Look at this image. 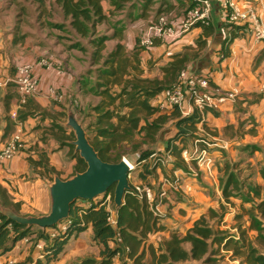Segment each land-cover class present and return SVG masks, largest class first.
Instances as JSON below:
<instances>
[{"label":"crops","instance_id":"obj_1","mask_svg":"<svg viewBox=\"0 0 264 264\" xmlns=\"http://www.w3.org/2000/svg\"><path fill=\"white\" fill-rule=\"evenodd\" d=\"M210 1L213 22L208 37H203V29L196 28L181 41L172 44L166 40H156L152 49L144 50L137 46V41L148 34L151 22L159 15L175 20L184 13L190 3L189 0H153L145 12L146 15L140 17L143 1L132 0V3L127 5L129 9L126 13H115L119 24L123 19L129 23L123 28L121 41L107 42L103 51V55H106L120 43L127 55L137 53L143 78L161 79V71L158 75L154 74L158 68L168 65L172 56L184 53L187 48L193 50L189 52L197 51L196 42L202 39L205 41L204 48L188 63L185 70L198 76L209 77L212 85L222 92L235 91L239 94L233 102L225 103L216 112V116L211 112L198 113L203 123L197 124L195 138L187 141L186 150L190 149V144L193 146L197 138L204 136L212 145L210 155L213 168L210 174L200 169H193V172L189 168L188 172L173 169V160L169 156H166L169 163L167 169L161 170L156 164V154L165 155V141L175 134V120H169L164 125L155 144L141 146L134 153L130 151V147L126 148L127 152L123 158L145 175H156L157 181L152 180V184L159 186L164 178L162 175L177 178L181 184L180 191L171 194L167 200L168 217L159 224L163 228L162 231L150 236L146 243L147 247L152 246L154 249L168 240L170 234L184 236L201 218H205L215 230L228 231L229 235L237 237L236 230L229 226L235 223L233 216L240 213V201L231 199L233 207H230L225 205L222 199L219 180L224 176L223 165H239V168L247 173L246 178L240 180L245 185L259 186L261 194H264V181L260 174L264 168V45L252 46L249 26L233 30L226 26L219 0ZM239 1L243 8H255L264 22V0ZM50 2L53 4L52 0ZM14 8L10 0H0V150L16 133L21 135L24 149L0 166V186L7 190L13 203L20 205L19 216L43 217L50 212L49 186L54 176L68 180L77 174V160L69 155L68 148L60 146V142H64V136L72 133L65 127L67 111L71 109L78 121V115L84 108L91 109L99 103V99L86 95L81 88L80 82L84 80L87 70L84 58L75 54L72 47L63 48L57 34L46 27V24L40 26L39 21H34L16 34L12 26L16 16ZM106 10L111 8L108 6ZM231 34H234L235 38L225 45L228 56L223 59V42L229 39ZM41 63L45 64L42 66ZM25 64L33 66L37 88L35 93L21 104V97L12 79L15 78L16 68ZM50 91L62 95L63 99L60 102L55 101L49 95ZM161 99L162 93L152 99L150 105L157 108ZM177 111L182 118L194 113L187 101H184ZM19 112L27 114L22 122L17 121ZM170 112H157V115H169ZM64 114L66 122L62 123L60 120ZM8 122L13 123V127L11 132L5 135ZM60 127L63 129L61 134L58 133ZM202 128L204 131L207 129L205 135L202 134ZM145 151L152 154L146 160H140V152ZM29 157L33 161L45 158L47 167L53 170L54 174H46L42 168H35ZM148 178L149 176L145 178L147 183ZM221 204L230 212L221 221L218 218H210L209 210L219 212ZM244 207L247 208V205ZM244 221V227H247L248 222L246 219ZM44 231L48 235L51 229ZM30 235L18 241L11 251L0 255V264H7L8 261L16 264H46L43 251L48 242L38 238L33 240L32 237L35 238L37 234ZM252 235L255 236L256 233H248L251 239ZM38 245L41 249L37 248ZM253 246L257 248L254 243ZM185 248L188 249V246ZM100 249L101 247L93 241L92 227L88 226L84 232L71 236L63 252L48 264H85L87 261L98 263L101 260ZM221 253L217 258L224 255L225 259L218 262L219 264H243L239 260H232L229 252L221 250ZM259 254L264 257V254ZM112 264H121V261L116 257Z\"/></svg>","mask_w":264,"mask_h":264},{"label":"trees","instance_id":"obj_2","mask_svg":"<svg viewBox=\"0 0 264 264\" xmlns=\"http://www.w3.org/2000/svg\"><path fill=\"white\" fill-rule=\"evenodd\" d=\"M31 1L37 4V9H41L45 7L46 1L50 0ZM52 1L51 8L55 5L60 9L62 17L68 21L69 28L74 34L81 39H87L94 47L90 56V66L95 68L91 73L95 78L82 80L80 85L86 95L99 99V103L91 108L94 121L84 129L99 159L109 164L120 162L127 152V147H130V151L134 153L141 146L155 144L164 125L169 120H175L176 131L165 141L164 153L173 160V169L188 172L189 167L196 170L194 162L189 166L184 163L181 152L187 148V141L195 138L196 126L200 122L199 114L194 112L191 116L182 118L177 109H174L169 115H157V109L150 105V101L172 86L179 72L185 70L188 63L204 48L205 41L198 40L197 51L190 55L186 52L193 50L187 48L184 53L172 56L171 62L161 68V79L143 78L136 52L127 55L123 45L117 43L111 52L103 55L107 42L121 41L122 27L115 28L111 36L102 35L95 38L97 26L108 21L109 16H113L115 12L122 11L132 3V0ZM142 1L140 17L146 15L145 12L153 2V0ZM108 6L111 10L107 11ZM47 26L51 27V24ZM54 28L61 27L54 25ZM235 28L240 27H232V30ZM211 29V27L203 29L204 38L208 37ZM234 38L235 35L231 34L230 38L223 42L221 58L228 56L225 45ZM75 47H77L75 44L72 45V49ZM212 113L217 115L216 112ZM26 116L27 114L19 112L17 121H24ZM12 127L13 123L8 122L5 135L11 132ZM62 132L63 129L58 128V133ZM72 141L74 135L70 133L64 136V142H60V146L68 148L69 155L77 160L76 173H82L86 165L74 153L75 148L70 144ZM151 154L149 151L140 152L139 159L146 160ZM28 159L35 168H42L46 174H54V171L47 167L45 158L41 157L39 161H33L30 157ZM237 168V165H223L224 176L219 180L225 205L233 207L231 199L240 201V213L233 218L236 223L233 229L236 230L237 237L229 235L228 231L215 230L209 226L205 218H201L184 236L173 233L157 249L152 246L147 247L149 237L162 231L160 221L153 217L144 200H139L130 194L125 196L122 208L116 211L113 205L114 187H112L105 195L111 197V204L116 212V229L107 222L109 213L104 206L96 203L97 200L88 202V207H73L63 233L51 238L45 231L36 232L38 239L48 242L43 251L45 263L57 259L71 236L78 235L91 226L93 241L101 247L99 252L101 260L98 263L87 261L85 264H112L116 257L120 259L121 264H218L220 260L217 257L220 256L221 250L229 252L232 260H239L243 264H264V257L259 254L248 237L249 232H255V242L264 245V197L259 186L245 185L239 179ZM260 174L264 181V168L261 169ZM0 204L19 215L20 205L13 203L7 190L1 186ZM246 204L249 205L247 208L244 207ZM225 205H220L219 212L209 210L210 218H218L221 221L227 215ZM244 219H247V227H244ZM30 231L31 229L20 227L0 215V255L11 251ZM116 234L121 240L119 245L116 242ZM186 245L188 249L185 248ZM125 249H128V252H125Z\"/></svg>","mask_w":264,"mask_h":264},{"label":"built area","instance_id":"obj_3","mask_svg":"<svg viewBox=\"0 0 264 264\" xmlns=\"http://www.w3.org/2000/svg\"><path fill=\"white\" fill-rule=\"evenodd\" d=\"M189 7L184 13L175 20H170L166 16H157L150 25L148 34L138 40L137 46L144 50H149L154 47L156 40H166L169 43L181 41L193 29L209 28L212 26V3L210 0H189ZM219 6L223 14V22L229 28L249 26L252 38V46L258 47L264 45V22L261 16L253 7H242L239 0H219ZM45 63H41L43 66ZM19 96L21 104H24L26 99L33 95L37 88V80L33 74V66L25 64L16 68L15 78L12 79ZM49 95L57 102L63 99V96L50 91ZM239 94L233 92H222L212 85L209 77L198 76L187 70L179 72L175 82L171 87L162 92V99L157 104V112L168 113L174 109L180 108L184 101L190 105L192 112H217L227 102H233ZM15 118V115L12 116ZM200 124L203 120H200ZM202 134L205 131L202 128ZM205 137V136H204ZM197 138L193 143L191 151L182 150L181 159L188 166L194 162L197 169L203 170L210 174L213 168V159L210 155L212 145L204 139ZM24 149V143L19 133L12 135L7 143L0 150V166L12 160L16 154ZM130 173L128 180L131 179V173L135 167L130 164L125 158ZM189 168V167H188ZM191 172L194 170L189 168ZM180 181L177 178L165 177L161 180L156 192L149 187L131 186L132 196H136L139 200H144L152 213L153 217L158 221L167 219L166 204L169 196L180 191ZM96 203L104 206L109 213L107 222L116 229V212L111 204V197L104 195L96 199ZM76 207H88V202L77 201ZM75 207V208H76ZM67 221L57 225L48 235L52 238L66 230ZM116 242L119 245L121 240L116 234ZM41 249V246H37ZM128 252V249H125ZM42 258V257H41ZM7 264H16L13 261H8Z\"/></svg>","mask_w":264,"mask_h":264},{"label":"water","instance_id":"obj_4","mask_svg":"<svg viewBox=\"0 0 264 264\" xmlns=\"http://www.w3.org/2000/svg\"><path fill=\"white\" fill-rule=\"evenodd\" d=\"M65 127L74 135L71 145L75 148L74 153L85 163V171L75 174L68 180L54 176L49 186L50 212L47 216L22 217L0 204V215L8 221L26 229L37 228L42 231L52 229L68 220L77 201L93 202L105 195L112 187H114L115 210H120L124 205L125 196L131 192L127 162L124 159L115 164L101 161L71 109L67 111Z\"/></svg>","mask_w":264,"mask_h":264},{"label":"rangeland","instance_id":"obj_5","mask_svg":"<svg viewBox=\"0 0 264 264\" xmlns=\"http://www.w3.org/2000/svg\"><path fill=\"white\" fill-rule=\"evenodd\" d=\"M134 3H136V1H134ZM10 4L15 7L14 10H15L16 16L12 22V26H13V31L16 32V34L19 32V30L23 29L24 27H27L28 25H30L34 21H39V23L41 22L40 26H44L45 24L46 25L51 24V27H49V28L52 29L55 34H57V36H58L57 39L63 48H68V47L71 48L72 45H74V44L77 46V47L73 48L74 53L83 57L85 60V63H86L85 66H86L87 70L85 71L84 80H86V79L87 80H93L95 78V75L91 74L94 72L95 68L90 66V56L94 50V47L91 44H89V41L87 39H81L80 37H78L77 35L74 34V32L69 28L67 20H65L62 17V14L59 11L58 7L53 5L51 8V2L50 1H46L45 7L41 8V9H37V4L31 0H10ZM128 9L129 8L126 7L122 11L124 13H126L128 11ZM116 15L117 14H114L113 16H109L108 21L104 22L100 26H97L96 32H95L96 33L95 38L98 36H102V35L111 36L115 28L116 29L118 27L124 28L125 26H128L129 23L127 22V20H124V19L122 21L123 24L122 23L119 24L118 21H116V19H115V17H117ZM54 25H59L61 28H54ZM46 27H48V26H46ZM108 32H109V34H108ZM80 49H82L83 51H80ZM186 53L188 55L192 54V52H189V51H187ZM160 71H161V69L158 68L154 72V74L158 75V74H160ZM61 119L62 120H60V121H62V123L66 122L65 117L62 116ZM93 121H94V115L91 114L90 108L85 107L84 110L81 112V114L78 115V122L82 125V127L84 129H86V127L88 125H91L93 123ZM192 147H193L192 144H190L189 148L192 149ZM154 159L156 161V164L160 167L161 170L167 169V165H169V163H168V159H167L166 155L156 154ZM237 166H238V168H237L236 172H238L237 174L239 176V179L243 178V180H244L247 176V173H244L243 172L244 169L239 168V165H237ZM142 174L145 175V173H143L141 170H138V167L134 169V171L131 173V179L129 180V183L131 184V186L132 185H134V186L138 185V186L149 187L152 191L156 192V190L158 189V186H156V184H152V180L157 181L156 175L154 177L151 175H145L146 177L149 176V178L147 180L149 183L148 184L147 182H145L146 177H144V175L142 176ZM162 177L165 178L166 175H162ZM262 191L264 192V188L262 189ZM262 195L264 196V194H262ZM247 207H248V205H247ZM229 212L230 211L227 208L226 214H228ZM234 216H233V218H234ZM167 217H168V214H167ZM228 225H229V222H228ZM223 226H225V224ZM235 226H236V223H232V224H230L229 227L235 228ZM30 232H31V233H29V234H31L30 236H34L37 232V229L33 228V229H31ZM255 236L252 235L251 236L252 239L250 238V240L257 246V250L260 253L264 254V245L257 244L255 242V239H254ZM37 237L38 236L35 235V238L34 237H32V238L34 240ZM220 255H222V253ZM224 259L225 258L223 255L219 258V260H220L219 262H223Z\"/></svg>","mask_w":264,"mask_h":264}]
</instances>
